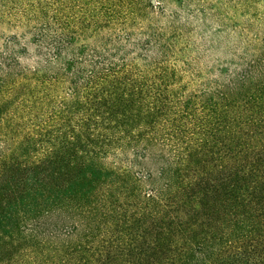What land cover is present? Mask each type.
<instances>
[{
    "label": "trees",
    "instance_id": "1",
    "mask_svg": "<svg viewBox=\"0 0 264 264\" xmlns=\"http://www.w3.org/2000/svg\"><path fill=\"white\" fill-rule=\"evenodd\" d=\"M92 4L79 31L118 15ZM30 12L31 57H0V264H264V41L187 91L163 33Z\"/></svg>",
    "mask_w": 264,
    "mask_h": 264
},
{
    "label": "rangeland",
    "instance_id": "2",
    "mask_svg": "<svg viewBox=\"0 0 264 264\" xmlns=\"http://www.w3.org/2000/svg\"><path fill=\"white\" fill-rule=\"evenodd\" d=\"M106 2L109 4L98 5L99 12L107 6L113 8L118 15H105L91 30L82 32L78 29V21L86 19L82 18V14L92 7L93 0H0V57L6 50L11 51L12 42L28 44V55L31 57L32 46L29 42L33 38L32 34L38 33L44 26L28 20L31 18L30 11L39 6L49 10L62 7L75 25L69 39L76 43L92 41L106 35L135 43L146 37L147 30L163 33L175 43L174 53L168 56V62L179 65L176 85L187 91L200 87L206 77L217 72L216 68L219 66H232L231 62L238 57L247 58L255 54L264 41V0ZM51 17L49 14L54 29L65 26L63 22H55ZM99 27L104 30L97 31ZM181 61H188L192 65L183 69ZM21 63L32 65V60L22 59ZM1 76L2 73L0 78ZM2 96L11 110V84L6 86ZM6 118L11 121V114ZM1 124L0 127L7 125ZM1 135L0 133V140H3ZM9 144L10 141L6 145ZM2 145L0 141V151L3 150Z\"/></svg>",
    "mask_w": 264,
    "mask_h": 264
}]
</instances>
